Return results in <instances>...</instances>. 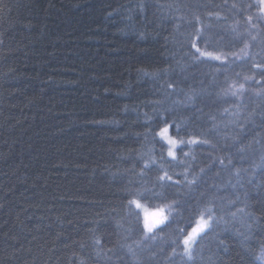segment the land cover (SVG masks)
<instances>
[{"label": "trees", "instance_id": "1", "mask_svg": "<svg viewBox=\"0 0 264 264\" xmlns=\"http://www.w3.org/2000/svg\"><path fill=\"white\" fill-rule=\"evenodd\" d=\"M233 4L239 6L240 0H0V264H74L76 257L88 258V264H136L150 255L133 257L120 248L123 233L107 220L106 209L118 208L125 170H140L136 157L146 148L137 134L147 131L144 114L152 115L155 102L168 107L183 99L166 98L161 85L199 91L202 80L205 86L210 83L206 74L217 65L191 66L187 49L180 46L193 31L192 14L201 21L196 28L211 29L205 33L211 46L201 43L202 51L239 52L249 42L236 43L229 29L241 20ZM234 71L253 75L245 66ZM246 87L257 89L255 84ZM233 103L205 97L197 102L198 110H179L175 117L191 118L189 132L195 138L197 129L212 127L209 114ZM260 103L250 101L236 124L217 116L219 132L199 136L215 147L192 150L197 160L192 174L206 180L200 190L215 186L210 196L223 199L219 215L228 221L202 241L197 264H262ZM210 157L231 159L233 167L221 168L217 162L207 171ZM236 169L244 171L237 176ZM174 191L180 195L169 200L184 198L185 190ZM231 212H237L235 218ZM98 220L96 235H104L105 249L113 250L107 258H97L88 246ZM160 235L170 238L171 228ZM152 251L157 253L152 264H182L179 256L169 259L171 247Z\"/></svg>", "mask_w": 264, "mask_h": 264}, {"label": "snow or ice", "instance_id": "2", "mask_svg": "<svg viewBox=\"0 0 264 264\" xmlns=\"http://www.w3.org/2000/svg\"><path fill=\"white\" fill-rule=\"evenodd\" d=\"M224 7L229 6L225 4ZM253 8L256 9L255 12L252 11ZM231 9L241 17V20L229 26L235 42L242 43L245 40L249 42L244 43V47L239 52L214 54L202 51L199 46L201 43L211 46L205 35L206 31L211 29L196 28L195 25L201 21L199 17L192 14L189 27H192L193 31L184 35L180 46L181 49H187L184 55L191 66L217 65L213 72L206 74L211 77L210 83L205 86L202 80L199 91L194 88L187 91L178 90L173 83L167 82L161 85L166 98L182 95L183 99L172 101L168 107L164 106L163 101L155 102L152 115L144 114L143 123L147 131L137 134L144 141L146 148V151L139 153L136 157L140 170L136 171L135 167L125 170V183L120 191L121 199L118 208L106 209L107 220H111L115 228L123 233L122 239L125 243L121 244L120 248L126 249V254L133 257H136L138 253H150L145 260H137L136 264H152L157 255L152 251L154 247H159L161 253L165 247H171L170 260L179 256L182 264H197V251L201 249L202 241L215 234L221 222L228 223L223 215H219L223 211L221 207L223 199L210 196L215 186H206L201 191V187L206 185V180L203 175L192 174V169L197 163L196 155L192 150L196 146L215 147L209 140L199 139V136L219 132L217 116L231 117L230 123L236 124L241 111L247 110L250 101L258 100L261 102L259 107L264 108V40H261V36H264V27H261L264 26V0H254L253 3L240 0L239 6L233 4ZM245 13L250 14L245 16ZM209 18H212L211 15ZM215 19L227 21L229 17L217 16ZM240 28L245 30L239 31ZM254 46L261 47L262 51L253 52ZM237 66L247 67L253 75L235 72L234 69ZM145 74L148 75V73ZM257 75L260 76L259 80L256 79ZM221 76L224 79H219ZM252 84L257 86L255 91L246 87ZM205 97L216 103L227 100H232L234 103L215 115L209 114L208 122L212 127L207 131L197 129V136L193 138L189 132L191 118H176L175 113L179 110H198L197 102ZM248 114L251 115V113ZM239 127L242 129L244 125L240 123ZM185 135L189 138L185 139ZM233 140L239 142L236 137H233ZM255 142L260 143V141ZM186 148L188 151H185ZM261 151L264 152V146ZM210 158L213 163L209 165L207 171H211L217 162L221 168L233 167L231 159H227L226 163V158ZM176 168H181L183 171L176 172L174 171ZM242 171L244 170L236 169L235 173L239 176ZM200 172L204 174L206 169L201 168ZM190 175H193L192 179H188ZM175 189L185 190L183 199L169 200L170 195H180L174 191ZM230 203L232 206L235 205V201ZM242 211L243 209H237V212ZM237 212H231L230 215L235 218ZM185 213H188L187 217ZM192 217H195L194 222ZM253 218L251 215L248 216V219ZM107 220L103 222L107 223ZM95 224L88 246L92 248L97 258L102 256L107 258L108 252L113 250L105 249L104 235H96L101 221L98 220ZM181 224L184 226L181 227ZM173 225L175 227H172ZM248 227L251 226L248 225ZM170 228V238L160 235ZM129 240L132 243H127ZM219 243L223 244L224 241L221 240ZM84 247L85 245H81L82 249ZM177 249L181 251L178 252ZM260 258L264 259V248L261 250ZM74 264H88V258L76 257Z\"/></svg>", "mask_w": 264, "mask_h": 264}, {"label": "rangeland", "instance_id": "3", "mask_svg": "<svg viewBox=\"0 0 264 264\" xmlns=\"http://www.w3.org/2000/svg\"><path fill=\"white\" fill-rule=\"evenodd\" d=\"M193 226H194V225H193ZM260 256H261V255H260ZM260 261H261L262 264H264V259H261V258H260Z\"/></svg>", "mask_w": 264, "mask_h": 264}]
</instances>
